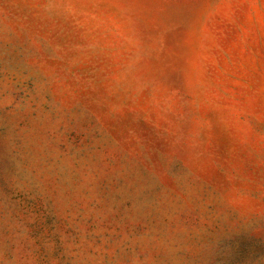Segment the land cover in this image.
Here are the masks:
<instances>
[{"label": "rangeland", "instance_id": "obj_1", "mask_svg": "<svg viewBox=\"0 0 264 264\" xmlns=\"http://www.w3.org/2000/svg\"><path fill=\"white\" fill-rule=\"evenodd\" d=\"M0 264H264V0H0Z\"/></svg>", "mask_w": 264, "mask_h": 264}]
</instances>
